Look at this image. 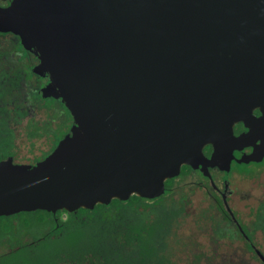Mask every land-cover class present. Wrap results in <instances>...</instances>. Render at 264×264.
<instances>
[{"label":"water","instance_id":"95a60500","mask_svg":"<svg viewBox=\"0 0 264 264\" xmlns=\"http://www.w3.org/2000/svg\"><path fill=\"white\" fill-rule=\"evenodd\" d=\"M6 33L73 126L35 165L0 160V217L155 200L183 166L217 189L211 169L264 162V0H12Z\"/></svg>","mask_w":264,"mask_h":264},{"label":"trees","instance_id":"16d2710c","mask_svg":"<svg viewBox=\"0 0 264 264\" xmlns=\"http://www.w3.org/2000/svg\"><path fill=\"white\" fill-rule=\"evenodd\" d=\"M14 39L22 54L17 67V55L0 44V144L8 148L0 159L13 155L11 122L16 113L21 111L23 116L25 103L34 93L42 97L40 86L23 72L27 57L32 56L18 37ZM167 183L166 194L155 200L134 195L127 202L115 199L94 210H62L56 214L36 211L0 217V264H178L175 230L184 217L186 195L182 187L177 192ZM221 213L223 217L214 219V241L240 239L223 207ZM259 219L264 232V204ZM250 228L255 231L254 222ZM245 230L249 233L250 229ZM199 261L196 258L190 264Z\"/></svg>","mask_w":264,"mask_h":264},{"label":"rangeland","instance_id":"374dc122","mask_svg":"<svg viewBox=\"0 0 264 264\" xmlns=\"http://www.w3.org/2000/svg\"><path fill=\"white\" fill-rule=\"evenodd\" d=\"M14 38L13 35H7L0 39V44L5 51H14L17 55L14 62L17 67L22 63L20 61L22 54L17 49ZM24 64L26 65L23 72L32 79V83H35L33 58L28 56ZM34 95L36 94L31 95L25 109L32 114V117L35 115L33 118L36 123L34 120L29 121V116L22 117L17 124L18 120L14 118L11 122L14 131L13 155L15 162L20 164H29L36 160L38 162L54 149L56 144L58 145L73 126V118L63 104H59V101L54 99L43 100L42 97L38 98ZM42 107L45 109L39 110ZM36 108L38 110L35 112ZM38 131L39 134H36ZM6 150L8 148L0 144V154L3 155ZM233 170L236 172L232 178V189L235 194L231 199V206L237 211L243 224L251 225L257 219L264 204V162L260 165H234ZM216 176L223 178L218 172ZM203 177L200 173L184 168L178 179L168 181L170 186H176L177 192L182 187L186 195L184 217L180 219L179 226L175 230L179 242L175 253L178 264H190L196 258L200 260L199 264H263L252 252L243 251L245 243L241 239L225 238L219 242L214 241V222L211 219L213 214L207 212L211 205L208 190L194 184L203 183L208 187L210 183ZM230 177L231 174L228 173L226 180ZM255 242L264 253L262 230L257 231Z\"/></svg>","mask_w":264,"mask_h":264},{"label":"flooded vegetation","instance_id":"af4514ba","mask_svg":"<svg viewBox=\"0 0 264 264\" xmlns=\"http://www.w3.org/2000/svg\"><path fill=\"white\" fill-rule=\"evenodd\" d=\"M11 3H12V0H0V7H9L10 5H11ZM4 35H13V36H15V37H18V36H16V35H14V34H12V33H6V34H3V36ZM0 36H2V35H0ZM19 38V37H18ZM20 39V38H19ZM30 55L32 56V58H33V60H34V66H35V68H36V66L39 64V60H38V58H37V56H35L34 54H32V53H30ZM35 79H36V82H35V85L37 86V87H39V90H38V93H40L41 92V89L43 88V86H45V84L47 83V82H45V79H47V78H45V79H43V78H41V77H39L38 75H36L35 74ZM43 98V97H42ZM52 99V98H51ZM43 100H49V99H44L43 98ZM55 100V99H54ZM28 101L29 100H27L26 101V103H25V107H26V105H27V103H28ZM56 101H59V102H61V100H56ZM25 107H24V109L22 110V111H24L23 113V116H21V111H20V113H16V117L14 118L15 120H18V121H16V124L18 123V122H20V119L22 118V117H24V116H29V121L30 120H34L35 121V115H33V117H32V114H30L26 109H25ZM42 109H45V108H40L39 110H42ZM38 109L36 108L35 109V112L37 111ZM255 114L257 115V116H260L261 115V111L258 109V110H256L255 111ZM35 123H36V121H35ZM38 126V125H37ZM235 131H236V134L237 135H239L240 133H242L243 131H244V125L242 124V123H240V124H237L236 125V127H235ZM70 132H67V134H69ZM56 146H57V144H56ZM56 146L54 147V149L56 148ZM54 149H52L50 152H48L47 153V155L46 156H43L42 158H40L39 160H38V162L39 161H41V160H44ZM212 151H213V148H212V146H207L206 148H205V154L208 156V157H211V154H212ZM248 151L250 152L251 151V149H248ZM9 157H13L14 158V155H12V156H8V157H6V158H4V159H0V160H5V159H7V158H9ZM14 162H15V158H14ZM15 163H17V162H15ZM37 163V160L35 161V162H33V163H29V164H31V165H35ZM20 164V163H19ZM22 164V163H21ZM235 164V163H234ZM234 164H233V166H234ZM184 168H188L190 171H194L190 166H183V168H182V172H183V170H184ZM211 171V173H212V176H213V180H214V182H215V184H216V186H217V189H214L213 187H212V185H211V182H210V180L208 179V178H205V177H203L204 179H206V180H208L209 181V183H210V185H208V187H205V185L203 184V183H198V182H196V183H194L195 185H200V186H202V187H204L206 190H208V195H209V199H210V202H211V205H210V208L209 209H207V212H209L210 214H213V215H211V219L213 220V222H215V220L214 219H218V218H221V217H223V214L221 213V207H223V209L227 212V215H228V217H227V219L228 220H230V222H231V226L234 228V229H237L238 231H239V233H240V239L242 240V241H244V243H245V246L243 247V251L245 252V251H249V252H252L263 264H264V262L261 260V258L259 257V255H258V252H261L263 255H264V253L258 248V246L256 245V242H255V238H256V233H257V231H259V230H262V227H261V223H260V219H259V215H258V217H257V219L256 220H254L253 222H254V224H255V231L254 232H252L251 231V225H245V224H243V222H242V220H241V218H240V216L238 215V213H237V211L231 206V199H232V197L234 196V194H235V191L232 189V187H233V182H232V178L234 177V174L236 173V172H234V170H233V167H232V170H231V172H230V174H231V177L228 179V180H226V175L228 174V173H226V172H223V171H220L218 168H215V169H211L210 170ZM194 172H197V173H200L199 171H194ZM220 173L221 175H222V179H220L218 176H216V173ZM201 174V173H200ZM176 179H178V178H174V179H170V180H172V181H175ZM229 181V183H230V189L231 190H233V193L231 194V195H229V197H228V203H229V205H230V207H231V209L233 210V212H234V214H235V217H236V219H237V221H238V223L242 226V228H243V230H244V232H245V234H243L242 232H241V230L239 229V226H238V224L234 221V219L231 217V215H230V213L227 211V209H226V207H225V204H224V201H223V193L225 192V189H226V181ZM169 181V180H168ZM168 184V183H167ZM169 185V187L170 188H172L174 191H176V186H170V184H168ZM221 202V203H220ZM220 212V213H219ZM260 214V213H259ZM248 227L250 230V232L249 233H247L246 232V230H245V227ZM263 231V230H262Z\"/></svg>","mask_w":264,"mask_h":264}]
</instances>
